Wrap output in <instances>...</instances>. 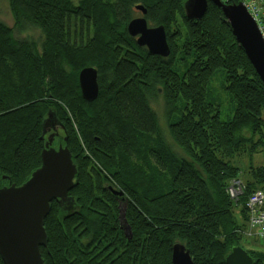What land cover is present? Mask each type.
<instances>
[{
    "label": "trees",
    "instance_id": "obj_1",
    "mask_svg": "<svg viewBox=\"0 0 264 264\" xmlns=\"http://www.w3.org/2000/svg\"><path fill=\"white\" fill-rule=\"evenodd\" d=\"M7 1L14 25L0 21V184L19 187L40 167L48 112L77 170L72 201L51 203L44 221V263L172 264L179 243L193 264H225L241 245L249 197L264 192V166H250L244 186L234 163L264 150V86L221 10L208 3L203 18L188 20L187 0ZM138 5L149 27L163 26L167 58L127 34ZM27 24L41 32L39 48L14 37ZM86 67L98 76L92 103L78 86ZM219 72L229 121L209 99ZM158 91L169 140L151 107ZM234 180L242 193L232 200ZM247 252L264 264V253Z\"/></svg>",
    "mask_w": 264,
    "mask_h": 264
},
{
    "label": "water",
    "instance_id": "obj_2",
    "mask_svg": "<svg viewBox=\"0 0 264 264\" xmlns=\"http://www.w3.org/2000/svg\"><path fill=\"white\" fill-rule=\"evenodd\" d=\"M208 3L219 8L225 22L231 29L236 44L242 49L249 64L264 86V40L252 17L243 4H228L226 0H187L183 6L185 18L200 20L204 17ZM141 14L126 26L127 34L135 39L137 46L144 47L148 54L167 58L170 49L163 26L149 27L145 19L146 9L135 6ZM81 98L94 102L99 93L97 71L86 67L78 73ZM44 147L40 154V167L21 186H0V260L2 264H45L40 249H46L48 238L44 221L50 213L51 203L60 207L69 204V192L76 183L77 173L71 154L66 146L51 147L62 126L56 117L48 112L42 122ZM264 130V126H263ZM2 180L5 178L2 177ZM121 197L122 192L112 190ZM122 231L129 239L130 230L124 221ZM172 264H193L189 251L179 243L171 250ZM225 264H254V259L240 246L233 247L225 258Z\"/></svg>",
    "mask_w": 264,
    "mask_h": 264
},
{
    "label": "rangeland",
    "instance_id": "obj_3",
    "mask_svg": "<svg viewBox=\"0 0 264 264\" xmlns=\"http://www.w3.org/2000/svg\"><path fill=\"white\" fill-rule=\"evenodd\" d=\"M74 3H77L79 0H73ZM227 3V0H226ZM243 6L246 8L248 14L252 17L255 24L257 25L260 34L264 40V0H242L241 2ZM141 14L137 12L134 17H140ZM0 21L7 25L8 27H13L14 21L9 11L8 1L7 0H0ZM152 27V26H151ZM14 37L19 40H30L37 44L39 48L40 42L42 40L41 32L36 28H33L31 25H23V29H15L14 30ZM223 75L221 72L215 75V77L210 81L208 86L209 92V99L210 101L217 103L219 105V112H220V119L222 121H229L233 117L234 107L233 104L230 102L229 97L223 91ZM156 97H153V101L151 103L152 109L155 111L158 120L159 129L162 131L164 136L167 138L166 135V120L164 117V102L162 99L161 91H158ZM59 132V137H56L52 142L51 147L57 149L60 145V140L64 137L62 131ZM46 140V137L45 139ZM171 143V141H170ZM235 165L240 168L241 172L238 175V179L241 183L244 184L247 180L248 170L250 166L257 167V166H264V150L252 156L250 158L247 155H243L242 157H238L234 160ZM238 181V180H234ZM234 181L229 183L227 188V192L230 187H233ZM1 187L8 186L7 184H0ZM235 200V199H234ZM260 211L257 210L255 213H248L247 212V221L244 230L242 231V238H241V248H243L246 252L247 251H254V252H262L264 253V222L261 224L258 220L253 221L255 218H258ZM262 228V229H260ZM261 230V231H260Z\"/></svg>",
    "mask_w": 264,
    "mask_h": 264
},
{
    "label": "built area",
    "instance_id": "obj_4",
    "mask_svg": "<svg viewBox=\"0 0 264 264\" xmlns=\"http://www.w3.org/2000/svg\"><path fill=\"white\" fill-rule=\"evenodd\" d=\"M258 28V27H257ZM259 30V29H258ZM260 32V31H259ZM233 187L231 186L227 194L230 199H236L242 193V186L239 181H234ZM246 209L248 213H255L257 210L260 211L258 218H255L253 221L258 220L259 223L264 222V192L255 191L248 199L246 203ZM262 229V228H260ZM261 231V230H260ZM261 236L264 234L261 232Z\"/></svg>",
    "mask_w": 264,
    "mask_h": 264
},
{
    "label": "flooded vegetation",
    "instance_id": "obj_5",
    "mask_svg": "<svg viewBox=\"0 0 264 264\" xmlns=\"http://www.w3.org/2000/svg\"><path fill=\"white\" fill-rule=\"evenodd\" d=\"M46 137V136H45Z\"/></svg>",
    "mask_w": 264,
    "mask_h": 264
}]
</instances>
